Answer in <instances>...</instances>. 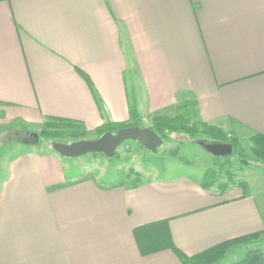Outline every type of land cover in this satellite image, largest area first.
Here are the masks:
<instances>
[{"label": "crops", "instance_id": "crops-1", "mask_svg": "<svg viewBox=\"0 0 264 264\" xmlns=\"http://www.w3.org/2000/svg\"><path fill=\"white\" fill-rule=\"evenodd\" d=\"M131 100L145 127L192 101L201 122L264 137V0H0V123L93 132ZM0 173V264H182L158 238L190 257L264 230V194L193 177L68 180L33 150Z\"/></svg>", "mask_w": 264, "mask_h": 264}, {"label": "rangeland", "instance_id": "rangeland-1", "mask_svg": "<svg viewBox=\"0 0 264 264\" xmlns=\"http://www.w3.org/2000/svg\"><path fill=\"white\" fill-rule=\"evenodd\" d=\"M165 115L170 117L177 115L178 124L194 126L197 132L192 136L172 134L170 140H162V144L155 153L146 150L135 140L125 141L111 158L102 154H85L76 158H66L61 157L52 148L54 143L69 144L78 140L95 139L98 137L95 131L85 130V133L81 134L83 128L58 127L55 129L56 135L44 136L45 121L42 124L30 125L3 122L0 123V142L7 138H17L20 141L10 140L0 145V169L14 155L25 150H33L58 156L63 162L65 176H69L68 180L92 178L107 185L112 181L128 184L139 180L187 176L195 178L200 183L203 181L212 183L211 188L215 190L234 187L264 194V163L250 152L251 143L245 133L237 131V128L221 129L211 125L220 129L222 135L235 144L233 148L230 143L232 151L235 152L234 155L217 157L206 152L198 144L199 141L210 142L213 139L200 126L195 104L192 101L177 105ZM140 123L142 127H145L147 121H140ZM1 177L0 173V180ZM228 251L222 259L212 264L235 263L249 251L257 252L264 260V230L244 243L231 246Z\"/></svg>", "mask_w": 264, "mask_h": 264}, {"label": "trees", "instance_id": "trees-1", "mask_svg": "<svg viewBox=\"0 0 264 264\" xmlns=\"http://www.w3.org/2000/svg\"><path fill=\"white\" fill-rule=\"evenodd\" d=\"M86 79V78H85ZM178 116L175 115L173 117L166 116L165 114H158L152 117L151 119V128L162 140H170L172 134H185V135H195L197 132V128L194 126L188 127L182 124H178L176 122ZM200 126L204 128V132L208 134L210 137H212L210 142L212 143H223V142H229L232 144L233 148L235 146L234 142L230 140H227L221 133L220 129L215 128L214 126H211L208 123H203L199 122ZM58 127H79L82 128L81 124H78L77 122L64 119V118H55V117H49L47 120L44 122V131L43 135L44 136H51V135H56V128ZM127 127H142L140 123V119L137 114V110L135 107V102L134 100L130 101L129 104V119L127 122H118V123H113V122H107L101 124L98 128H96L94 131L97 133L98 137L101 136L104 133H112L115 134L119 129L122 128H127ZM85 130L81 131V134H84ZM3 136V135H2ZM1 140V138H0ZM10 140H16L20 141L17 138H7L5 141H1L0 145H2L3 142H7ZM249 142L251 143L250 146V152L253 154L256 159L264 163V137L261 134L254 133L248 137ZM22 142V141H21ZM138 142V141H137ZM139 143V142H138ZM140 144V143H139ZM96 154H101V153H93L92 155ZM232 154L234 155L235 152L232 151ZM103 155V154H102ZM201 185L204 188H210L212 186V183H205L204 181L201 182ZM165 223L166 222H159L157 224H151L148 226H145L149 229L151 228H156V226H161L163 229L162 231L166 230L165 228ZM144 227V228H145ZM158 227V228H161ZM259 233L255 234H250L247 236H243L240 238H236L233 240H228L221 242L211 248H208L198 254H195L193 256H186L184 255L180 250H178L169 240V237L165 236L160 239L158 238V243L159 245H164L168 246L180 259L182 264H212L220 259L230 249L231 246L235 244H241L247 241L250 238L258 236ZM152 239H156L155 236ZM161 240V241H159ZM142 244V241H141ZM253 253V251H249L243 258H241L239 261H237L235 264H241L246 262L249 259V256Z\"/></svg>", "mask_w": 264, "mask_h": 264}, {"label": "water", "instance_id": "water-1", "mask_svg": "<svg viewBox=\"0 0 264 264\" xmlns=\"http://www.w3.org/2000/svg\"><path fill=\"white\" fill-rule=\"evenodd\" d=\"M34 137L37 138L35 134ZM129 140L138 141L152 153H155L162 144V139L149 127H127L119 129L115 134L107 132L91 140H78L69 144L54 143L52 148L61 157L66 158H76L93 153H101L105 157L111 158L116 149ZM198 144L213 156L224 157L232 154L230 143L199 141Z\"/></svg>", "mask_w": 264, "mask_h": 264}]
</instances>
